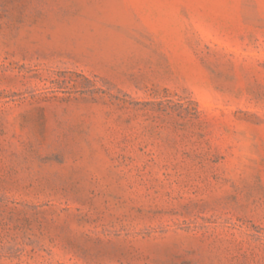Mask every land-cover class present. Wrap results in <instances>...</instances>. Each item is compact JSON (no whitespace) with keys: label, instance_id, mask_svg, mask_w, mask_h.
Instances as JSON below:
<instances>
[{"label":"rangeland","instance_id":"rangeland-1","mask_svg":"<svg viewBox=\"0 0 264 264\" xmlns=\"http://www.w3.org/2000/svg\"><path fill=\"white\" fill-rule=\"evenodd\" d=\"M0 264H264V0H0Z\"/></svg>","mask_w":264,"mask_h":264}]
</instances>
